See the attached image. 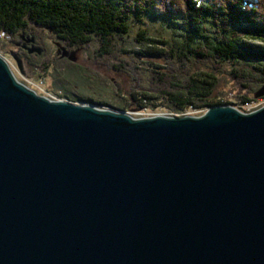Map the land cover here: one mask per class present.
Instances as JSON below:
<instances>
[{
  "label": "water",
  "instance_id": "1",
  "mask_svg": "<svg viewBox=\"0 0 264 264\" xmlns=\"http://www.w3.org/2000/svg\"><path fill=\"white\" fill-rule=\"evenodd\" d=\"M0 264H264V105L134 118L0 56Z\"/></svg>",
  "mask_w": 264,
  "mask_h": 264
},
{
  "label": "trees",
  "instance_id": "2",
  "mask_svg": "<svg viewBox=\"0 0 264 264\" xmlns=\"http://www.w3.org/2000/svg\"><path fill=\"white\" fill-rule=\"evenodd\" d=\"M146 20L158 23L171 35L160 37L157 45H152L155 41L147 37L148 29H141L138 36L144 54L163 56L175 68L185 65L197 71L196 77L179 81L168 72H155L153 81L162 82L165 88H159L148 100L158 99L170 112H185L188 108L204 112L224 105L213 101L218 87L215 69L225 72L241 90L257 86V92L264 89V0H0V41L2 36L10 39L28 35L33 31L31 24L71 50L95 43L102 55H109L119 51L133 24L146 25ZM204 66L208 71L203 73ZM48 67L44 64L35 69L44 73L52 70ZM241 98V103L254 101L246 94ZM75 99L107 105L91 98Z\"/></svg>",
  "mask_w": 264,
  "mask_h": 264
},
{
  "label": "rangeland",
  "instance_id": "3",
  "mask_svg": "<svg viewBox=\"0 0 264 264\" xmlns=\"http://www.w3.org/2000/svg\"><path fill=\"white\" fill-rule=\"evenodd\" d=\"M24 37H32L34 33L40 42L39 45L34 40V45L41 48V53H31L28 58L23 54L18 57L21 61V72L17 68L10 53L16 54V42H23L20 36L10 38L2 36L0 41V56L4 57L10 64L14 76L18 82L35 92L39 96H45L51 100H64L63 94H66L74 101L70 102H86L76 100L75 97L82 99H95L107 103L102 107H111L117 110H123L131 114L134 118L161 116H200L203 111L188 108L185 112H170L168 109L160 105L158 99L148 100L150 96H155L162 82H154L155 72L173 74L176 80H182L185 77H196L195 70L192 66H179L175 68V64H169L163 56H147L144 54V46L142 39L138 36L141 29L147 30V37L157 45L156 41L160 37L171 35L169 31L161 30L158 23L146 20V25L133 24L130 35L122 39L118 49L109 55H102L101 48L95 43L81 49L71 50L64 45L55 36L44 31L39 26L32 27ZM173 35V34H172ZM60 44L67 51V56L61 57L62 52L57 53V45ZM29 44H26V47ZM159 47H162L159 45ZM25 49V48H24ZM25 53L26 50H24ZM22 53V52H21ZM100 53V55H99ZM28 54V53H27ZM37 57H34V56ZM71 56L72 59L68 57ZM44 64H48V69L44 73H38V69ZM176 72L174 74L172 72ZM204 73L208 69L204 66L201 68ZM194 73V74H193ZM214 75L218 78V87L213 101H222L224 105L236 107L241 103V97L246 94L249 98H253L251 103H241L236 107L242 113H250L264 105L262 95L254 97V93L260 86L253 89H239L236 81L223 71L213 70ZM264 93V92H263ZM145 98V100L143 99ZM151 104L156 105L151 107ZM145 105V107H143Z\"/></svg>",
  "mask_w": 264,
  "mask_h": 264
},
{
  "label": "flooded vegetation",
  "instance_id": "4",
  "mask_svg": "<svg viewBox=\"0 0 264 264\" xmlns=\"http://www.w3.org/2000/svg\"><path fill=\"white\" fill-rule=\"evenodd\" d=\"M36 42V41H35ZM23 43V42H22ZM22 43L21 42H18V44L17 45H15L16 46V55L18 56V57H20L22 54H23V52H24V47L22 46ZM22 52V53H21Z\"/></svg>",
  "mask_w": 264,
  "mask_h": 264
},
{
  "label": "bare ground",
  "instance_id": "5",
  "mask_svg": "<svg viewBox=\"0 0 264 264\" xmlns=\"http://www.w3.org/2000/svg\"><path fill=\"white\" fill-rule=\"evenodd\" d=\"M159 116H161V115H159Z\"/></svg>",
  "mask_w": 264,
  "mask_h": 264
},
{
  "label": "built area",
  "instance_id": "6",
  "mask_svg": "<svg viewBox=\"0 0 264 264\" xmlns=\"http://www.w3.org/2000/svg\"><path fill=\"white\" fill-rule=\"evenodd\" d=\"M247 104V103H246Z\"/></svg>",
  "mask_w": 264,
  "mask_h": 264
},
{
  "label": "clouds",
  "instance_id": "7",
  "mask_svg": "<svg viewBox=\"0 0 264 264\" xmlns=\"http://www.w3.org/2000/svg\"><path fill=\"white\" fill-rule=\"evenodd\" d=\"M236 108V107H235Z\"/></svg>",
  "mask_w": 264,
  "mask_h": 264
}]
</instances>
